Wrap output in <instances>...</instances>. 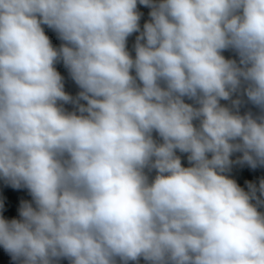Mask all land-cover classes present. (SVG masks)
Returning <instances> with one entry per match:
<instances>
[{
	"label": "clouds",
	"instance_id": "obj_1",
	"mask_svg": "<svg viewBox=\"0 0 264 264\" xmlns=\"http://www.w3.org/2000/svg\"><path fill=\"white\" fill-rule=\"evenodd\" d=\"M238 168L264 170V0H0L11 264H264Z\"/></svg>",
	"mask_w": 264,
	"mask_h": 264
},
{
	"label": "rangeland",
	"instance_id": "obj_2",
	"mask_svg": "<svg viewBox=\"0 0 264 264\" xmlns=\"http://www.w3.org/2000/svg\"><path fill=\"white\" fill-rule=\"evenodd\" d=\"M141 10L146 15L147 9L142 8ZM50 37L53 38L54 43H58V41L55 40L54 35H50ZM261 175H264V170L252 171L248 168H238V169H234L233 171L234 178L237 180L238 183L241 184V186H243L245 180H253L256 177L261 176ZM11 195H19V194L16 191H13V192L7 191L0 186V198L1 199L5 201V198ZM21 195L29 198L28 194H21ZM0 253L3 255V250L1 248H0ZM0 264H11L10 257L5 254V256H3V259L0 261Z\"/></svg>",
	"mask_w": 264,
	"mask_h": 264
},
{
	"label": "crops",
	"instance_id": "obj_3",
	"mask_svg": "<svg viewBox=\"0 0 264 264\" xmlns=\"http://www.w3.org/2000/svg\"><path fill=\"white\" fill-rule=\"evenodd\" d=\"M68 90L74 92L75 91V88L72 85V86L68 87ZM0 186L3 189L7 190V191H10V192L16 191L19 194V195L7 196L5 198V201H4V203H5V211H4L5 212L4 213L5 217L6 218L16 217L17 216V211L16 210L19 207L20 200L21 199H30V197L28 198L26 196L24 197L23 195H21V194H27L26 190H16V189H12V188H10L8 186L3 185L2 183H0Z\"/></svg>",
	"mask_w": 264,
	"mask_h": 264
},
{
	"label": "trees",
	"instance_id": "obj_4",
	"mask_svg": "<svg viewBox=\"0 0 264 264\" xmlns=\"http://www.w3.org/2000/svg\"><path fill=\"white\" fill-rule=\"evenodd\" d=\"M145 18H147V13H146V15H145ZM48 34L49 35H54L53 33H51L50 31L48 32ZM61 72H62V74H65L66 75V73L64 72V69L62 68V67H60V69H59ZM70 86H72V84H71V82L69 81L68 82V84H67V88L68 87H70ZM5 252L3 251V255L0 253V261L3 259V256H5ZM7 255V254H6Z\"/></svg>",
	"mask_w": 264,
	"mask_h": 264
}]
</instances>
